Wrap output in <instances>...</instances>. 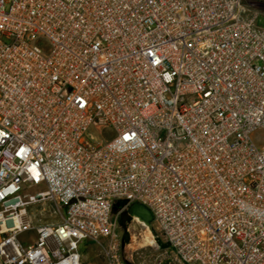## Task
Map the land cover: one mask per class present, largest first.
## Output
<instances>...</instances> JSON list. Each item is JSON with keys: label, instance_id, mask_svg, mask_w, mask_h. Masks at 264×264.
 Returning a JSON list of instances; mask_svg holds the SVG:
<instances>
[{"label": "built area", "instance_id": "1", "mask_svg": "<svg viewBox=\"0 0 264 264\" xmlns=\"http://www.w3.org/2000/svg\"><path fill=\"white\" fill-rule=\"evenodd\" d=\"M263 15L0 0V264H83L88 240L108 264H264ZM135 201L162 254L121 239Z\"/></svg>", "mask_w": 264, "mask_h": 264}, {"label": "rangeland", "instance_id": "2", "mask_svg": "<svg viewBox=\"0 0 264 264\" xmlns=\"http://www.w3.org/2000/svg\"><path fill=\"white\" fill-rule=\"evenodd\" d=\"M258 1L264 2V0ZM260 22L264 24V17L261 18ZM258 135L264 136V131L256 132L255 138H257ZM135 220L136 219L134 218V220L128 222V224L126 225V229H124V227L121 226L119 219V232L121 235V239H123L125 230L129 235L128 240L125 241L127 250L129 249V251H132L134 249L144 248L148 251H151L155 255L162 254L163 250L159 249V247H164L165 243L155 225L153 224L152 228H149L148 226ZM42 221H44V219H42ZM147 235L154 240V244H144V240ZM34 237L35 231L31 230L22 234L21 240L26 244L29 241H33ZM81 249L83 254V264H108V259L106 257L105 251L103 250V247L97 242L92 240L85 241L84 243H82Z\"/></svg>", "mask_w": 264, "mask_h": 264}, {"label": "water", "instance_id": "3", "mask_svg": "<svg viewBox=\"0 0 264 264\" xmlns=\"http://www.w3.org/2000/svg\"><path fill=\"white\" fill-rule=\"evenodd\" d=\"M125 204H126V200L124 199L116 201L113 206L114 212H117V210L123 207ZM126 213H127V216L120 220V224L122 227H124V229H126V221L130 220L132 217H135V216L140 217L148 225L149 228H152L153 213L150 210V208L144 203L139 202V201H135L131 203L128 206ZM128 238H129L128 232L125 230L123 234V241L124 242L127 241Z\"/></svg>", "mask_w": 264, "mask_h": 264}, {"label": "bare ground", "instance_id": "4", "mask_svg": "<svg viewBox=\"0 0 264 264\" xmlns=\"http://www.w3.org/2000/svg\"><path fill=\"white\" fill-rule=\"evenodd\" d=\"M138 222H140V223H142V224H144V225H146V226H148L140 217H138V216H135L134 217ZM149 230V229H148ZM144 244H154V240L150 237V236H148L147 235V237L145 238V240H144Z\"/></svg>", "mask_w": 264, "mask_h": 264}, {"label": "flooded vegetation", "instance_id": "5", "mask_svg": "<svg viewBox=\"0 0 264 264\" xmlns=\"http://www.w3.org/2000/svg\"><path fill=\"white\" fill-rule=\"evenodd\" d=\"M126 216H127V213L124 211V212L121 213L119 219L121 220V219L125 218ZM130 221H131V219H130V220H127V221H126V225H127L128 222H130Z\"/></svg>", "mask_w": 264, "mask_h": 264}]
</instances>
